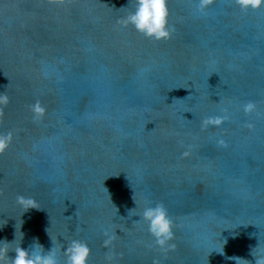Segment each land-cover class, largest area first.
Returning a JSON list of instances; mask_svg holds the SVG:
<instances>
[{
  "label": "water",
  "instance_id": "water-1",
  "mask_svg": "<svg viewBox=\"0 0 264 264\" xmlns=\"http://www.w3.org/2000/svg\"><path fill=\"white\" fill-rule=\"evenodd\" d=\"M135 3L0 0L5 264L36 241L65 264L73 239L88 264L264 258V5L167 0L157 40L123 22ZM157 203L174 247L142 217Z\"/></svg>",
  "mask_w": 264,
  "mask_h": 264
},
{
  "label": "clouds",
  "instance_id": "clouds-1",
  "mask_svg": "<svg viewBox=\"0 0 264 264\" xmlns=\"http://www.w3.org/2000/svg\"><path fill=\"white\" fill-rule=\"evenodd\" d=\"M211 0H199V10L202 12ZM241 8H258L264 5V0H237ZM169 9L167 0H136L135 9L124 18V23L132 24L134 28L147 37L159 39H167L170 36L168 26ZM8 97L0 95V104H6ZM254 108L252 103L244 106V111L249 112ZM34 111L38 115H42L44 109L37 103ZM223 117H208L204 124H221ZM11 134L0 136V152L8 145ZM223 143V141H221ZM18 203L34 207L35 201L24 196L17 197ZM142 217L148 224V230L155 238V243L162 248L173 239V220L168 214L167 209L162 203L154 206H147L142 211ZM15 256L10 258V264H58L56 253L52 248L45 250L43 245L38 241L30 245L29 248L18 246L14 249ZM8 249L0 248V264H5V257L8 256ZM65 264H88L90 248L85 241L73 239L65 249ZM256 264H264V258L256 260Z\"/></svg>",
  "mask_w": 264,
  "mask_h": 264
}]
</instances>
